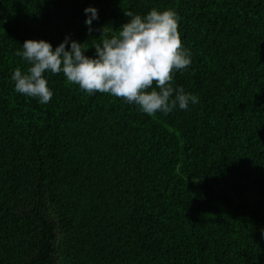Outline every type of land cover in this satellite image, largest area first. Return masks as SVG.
Segmentation results:
<instances>
[{"label":"trees","instance_id":"trees-1","mask_svg":"<svg viewBox=\"0 0 264 264\" xmlns=\"http://www.w3.org/2000/svg\"><path fill=\"white\" fill-rule=\"evenodd\" d=\"M154 8L191 52L172 82L187 111L149 117L62 73L47 104L15 92L26 40L93 58ZM0 264H264V0H0Z\"/></svg>","mask_w":264,"mask_h":264},{"label":"clouds","instance_id":"clouds-1","mask_svg":"<svg viewBox=\"0 0 264 264\" xmlns=\"http://www.w3.org/2000/svg\"><path fill=\"white\" fill-rule=\"evenodd\" d=\"M84 12L91 33L98 10L89 7ZM124 14L129 22L110 38L102 30L103 39L93 46V58L84 55L86 44L70 42L69 37L55 50L46 41L26 40L22 51L15 55L29 66L23 72L20 68L14 70L11 79L15 92L37 98L41 104L49 103L53 93L47 86V72L62 73L68 84L78 85L88 95L99 92L135 104L149 117L157 112L167 116L177 106L187 111L190 103L197 104L198 96L172 83L173 74L183 72L192 63L191 52L184 47L178 31L176 13L154 8L143 17L131 11Z\"/></svg>","mask_w":264,"mask_h":264}]
</instances>
